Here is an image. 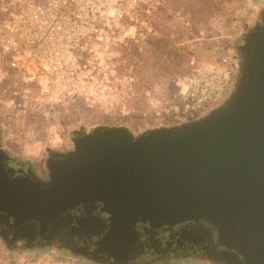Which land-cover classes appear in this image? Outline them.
Listing matches in <instances>:
<instances>
[{"label":"water","instance_id":"water-1","mask_svg":"<svg viewBox=\"0 0 264 264\" xmlns=\"http://www.w3.org/2000/svg\"><path fill=\"white\" fill-rule=\"evenodd\" d=\"M251 34L214 110L138 134L77 131L43 180L0 160V214L39 236L87 220L86 242L119 264L172 236L207 237L215 263L264 264V24Z\"/></svg>","mask_w":264,"mask_h":264},{"label":"built area","instance_id":"built-area-1","mask_svg":"<svg viewBox=\"0 0 264 264\" xmlns=\"http://www.w3.org/2000/svg\"><path fill=\"white\" fill-rule=\"evenodd\" d=\"M167 1L0 0L4 106L45 120H57L60 110L76 103L141 118L148 108L161 122L214 110L232 83L225 60L191 58L188 73L173 80L176 92L164 102L135 83L131 47L141 52L148 44L156 31L153 18Z\"/></svg>","mask_w":264,"mask_h":264},{"label":"rangeland","instance_id":"rangeland-1","mask_svg":"<svg viewBox=\"0 0 264 264\" xmlns=\"http://www.w3.org/2000/svg\"><path fill=\"white\" fill-rule=\"evenodd\" d=\"M264 0H169L153 18L156 31L140 52L131 47L130 68L136 85L163 102L176 92L173 80L188 73V61L214 60L221 45L232 43L258 22ZM145 48V49H144ZM234 68V67H233ZM237 68V67H236ZM234 69H232L233 81ZM231 86L227 88L226 97ZM138 103L144 101L137 98ZM135 103V101H133ZM147 108V107H146ZM148 115L127 117L117 108H88L76 103L60 110L57 120L32 114L18 115L0 97V145L18 163L30 162L35 176L47 178L44 155L48 150L64 153L73 146L77 131L96 127H124L142 133L152 127L174 123ZM0 264H93L51 247L8 250L0 243ZM162 264H219L208 260L170 259Z\"/></svg>","mask_w":264,"mask_h":264},{"label":"flooded vegetation","instance_id":"flooded-vegetation-1","mask_svg":"<svg viewBox=\"0 0 264 264\" xmlns=\"http://www.w3.org/2000/svg\"><path fill=\"white\" fill-rule=\"evenodd\" d=\"M264 11L261 12L259 20L250 29L233 41L232 48L229 50L226 46L219 47V52L216 53L217 59L225 60L231 69L238 68L242 61L241 51L244 40L251 37V33L263 26ZM1 142V141H0ZM56 151L48 150L44 155L46 163L52 158ZM0 160L4 168L10 174H23L33 179L35 173L30 167V162L18 163L14 161L5 149L0 145ZM39 179V178H38ZM41 180V179H39ZM87 225V220L77 217L65 219L64 226L59 233L50 236L47 232L43 236H39L38 230L34 226H23L15 228L11 219H7L0 214V243L8 250H22L34 248L51 247L57 251L67 253L75 258L89 260L93 264H116L118 260L108 258L107 256L94 252V247L86 242L84 228L81 225ZM83 229V230H82ZM94 237V236H93ZM194 244L184 243L179 236H172L166 240H160L151 247L139 248L132 252L127 261H121V264H162L170 261V259L183 260H208L211 261V255L215 254L207 237L196 238Z\"/></svg>","mask_w":264,"mask_h":264}]
</instances>
